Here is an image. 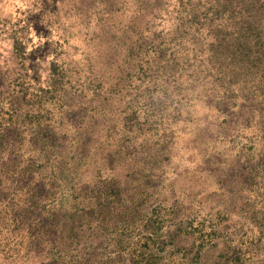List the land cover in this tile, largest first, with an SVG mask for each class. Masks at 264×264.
I'll use <instances>...</instances> for the list:
<instances>
[{"label": "rangeland", "instance_id": "374dc122", "mask_svg": "<svg viewBox=\"0 0 264 264\" xmlns=\"http://www.w3.org/2000/svg\"><path fill=\"white\" fill-rule=\"evenodd\" d=\"M0 264H264V0H0Z\"/></svg>", "mask_w": 264, "mask_h": 264}]
</instances>
